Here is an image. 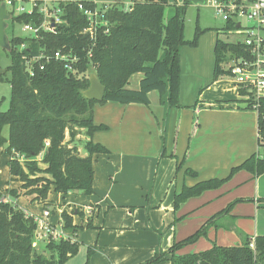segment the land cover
I'll return each instance as SVG.
<instances>
[{"label":"trees","instance_id":"1","mask_svg":"<svg viewBox=\"0 0 264 264\" xmlns=\"http://www.w3.org/2000/svg\"><path fill=\"white\" fill-rule=\"evenodd\" d=\"M95 1L112 5L105 10L103 18L106 26L99 27L94 41L80 34L88 25L78 9V5L82 4L84 8L93 10L96 7L93 0L60 2L63 23L54 34L41 33L37 39L12 34L9 40L11 65L6 72L10 73V98L8 109L0 111V148L8 158L9 175L21 182V188L27 194L35 195L37 200H45L50 190L59 195L89 196L93 193L92 156L109 153L100 144L91 141L95 132L107 129L93 123L95 105L111 102L148 106V94L157 91L168 108H179L180 49L184 46L197 47L204 33L196 26L193 39L184 40L186 3L177 5L169 3V0H129V6L125 7V0ZM30 22H39L36 11L31 15H12L11 18L12 24ZM229 29L232 25L225 24L224 30ZM21 44H26L27 48L19 52ZM57 51L71 53L78 58L74 74L68 73L61 62L51 59L43 70L36 69L33 77L27 75L21 54L42 52L53 56ZM228 52L239 55L241 49L217 39L213 50V82L227 75L222 64L227 60ZM91 72L104 87L100 102L87 100L81 94L89 88ZM137 73L142 74L138 90L126 89L130 77ZM4 127H7V136L3 135ZM76 129L83 130L88 138L83 145L84 157L79 156L75 146L69 147L65 143L66 132L71 131L69 135L73 138ZM195 129L196 124L193 125L192 135ZM263 141L264 101L257 117L258 154H252L232 168L224 179L207 180L182 188L174 197V208L206 190L219 187L239 171L255 176L264 174ZM184 160L176 165V171L182 168ZM185 174L196 176L188 169ZM10 194L13 198L17 197L16 191ZM231 205L213 215L188 237L174 242L166 252L156 254L143 264H158L166 256L169 264H264V236L249 238L241 232H238L242 240L240 246L213 245L202 252L176 253L205 237L207 229L217 218L228 214ZM60 217L69 235L76 238L82 232V227L73 225L70 214L63 211ZM86 228H91L90 221ZM34 229L33 219L26 217L15 204L2 202L0 195V264H65L77 254V240L49 244L47 248L53 253L49 258L37 254L31 246ZM251 243L253 249L249 247ZM91 254L88 249L85 264H89Z\"/></svg>","mask_w":264,"mask_h":264},{"label":"crops","instance_id":"2","mask_svg":"<svg viewBox=\"0 0 264 264\" xmlns=\"http://www.w3.org/2000/svg\"><path fill=\"white\" fill-rule=\"evenodd\" d=\"M211 34L201 35L195 48L180 49L179 108H168L157 91L148 94V106L110 102L93 107V123L107 129L95 132L91 141L109 153L92 156L91 195H59L50 190L45 200H37L6 166L0 178L1 197L34 214L49 204L51 223L63 211L70 214L73 225L83 228L76 236L83 254L78 264H85L88 249L89 264H143L231 204L229 213L217 218L205 237L176 253L202 252L213 245L240 246L238 232L249 238L264 236V174L239 171L219 187L174 208V197L182 188L224 179L232 168L258 154L257 115L244 108L243 98L228 79L212 81L218 35ZM186 52L189 63L182 58ZM202 65L204 75L199 72ZM132 79L134 86L129 87ZM141 79V73L132 75L126 89L138 90ZM187 169L196 176L186 175ZM11 191L18 197L13 198ZM167 258L158 264H169Z\"/></svg>","mask_w":264,"mask_h":264},{"label":"built area","instance_id":"3","mask_svg":"<svg viewBox=\"0 0 264 264\" xmlns=\"http://www.w3.org/2000/svg\"><path fill=\"white\" fill-rule=\"evenodd\" d=\"M0 2L5 4L6 11L8 14L10 13L11 18L12 15H31L34 11L39 14L38 23L17 24L25 37L37 39L41 33L54 34L58 26L63 23L62 11L58 2L29 0L27 2L30 6L29 10L23 6L22 0H0ZM208 3L224 25L228 23L232 25V29L224 32L231 38L224 42L241 49L239 55L227 53V60L222 64L223 69L227 72L224 78H227L237 89L243 98L244 108L254 112L258 117L259 110L262 109V101H264V0H208ZM93 4L96 5L93 10L84 8L82 4L78 5V9L85 16L88 25L80 34L87 35L91 41H94L99 27L106 26L103 18L104 12L112 5V3L95 0H93ZM26 48V44H21L18 51L22 52ZM88 56H90V50ZM51 59L61 62L68 73H75L74 65L78 62V58L71 53L57 51L53 56L42 52L33 55L31 53L21 54L24 70L29 77L34 76L36 69L43 70L45 64L49 63ZM1 201L6 202L5 200ZM23 212L35 223L32 235L33 248L46 247L61 241H76L74 236L64 230L61 217L55 223L50 222L51 212L49 209L43 210L39 216ZM249 247L253 249V244L251 243Z\"/></svg>","mask_w":264,"mask_h":264},{"label":"rangeland","instance_id":"4","mask_svg":"<svg viewBox=\"0 0 264 264\" xmlns=\"http://www.w3.org/2000/svg\"><path fill=\"white\" fill-rule=\"evenodd\" d=\"M23 1V6L29 10L30 6L27 4L29 0H22ZM46 1V0H45ZM49 1H54V2H64V1H74V0H47ZM129 0H125L123 3L125 4V7H128L129 5ZM179 5H183L186 3V9H185V14L183 17V36L185 41H191L194 36L195 28L198 26L204 33L202 35L206 36L205 34L207 33H212L210 36H213V38L218 35V39H221L222 41L229 40L231 38L230 35H227V33H224V23L223 21L218 18L213 9L209 6L208 0H177ZM193 2V3H192ZM53 3V2H51ZM169 3H176V0H169ZM1 4V2H0ZM54 5V4H53ZM50 6V4H48ZM10 14V13H9ZM167 10L165 13V18H167ZM11 17V15H10ZM6 35L8 37V41L11 39L14 34L15 36H25V34L21 31V28L17 23H11V19L7 21V27H6ZM205 38V37H204ZM189 49V48H188ZM185 58L186 61L189 63L190 62V57L189 54L186 52L182 56V58ZM202 57V54H201ZM202 62L206 61V55L202 58ZM11 61L8 56V51L3 50L0 48V69L6 70L10 67ZM210 69V67H209ZM199 72L204 75L206 74V66L202 65L199 68ZM10 79V73L6 72L2 74V78H0V111L4 112L8 109V104H9V98H10V86H9V81ZM227 79V78H226ZM135 79H132L131 84L129 87L134 86L133 82ZM70 132L67 131L65 134V143L69 145V147L75 146L78 150L79 156L85 153L83 150V145L87 141L85 136H84V131L76 129V134L75 137L71 138L70 137ZM3 135L7 136V127L3 128ZM86 154V153H85ZM7 156L3 153V150L0 148V178H3V172L6 170L7 166ZM39 160V159H38ZM41 168H43V165H40ZM18 197V194H17ZM16 197V198H17ZM3 196L1 197V200H5ZM8 202L7 200H5ZM17 206V205H16ZM45 208L43 210L49 209L47 206H50L49 204H44ZM18 207V206H17ZM19 209L23 210V208L18 207ZM25 211V210H23ZM53 211V210H52ZM27 212V211H26ZM51 212V209H50ZM29 214L39 216L40 214H34L31 212H28ZM52 213V212H51ZM32 246V243H31ZM33 248V247H32ZM34 251L37 252V254H40L41 256L45 258H49L53 253H51L47 246H40L39 248H33ZM82 249H79L77 254L75 255L76 259L72 261L70 264H78L82 258V255H80Z\"/></svg>","mask_w":264,"mask_h":264},{"label":"water","instance_id":"5","mask_svg":"<svg viewBox=\"0 0 264 264\" xmlns=\"http://www.w3.org/2000/svg\"><path fill=\"white\" fill-rule=\"evenodd\" d=\"M11 19L10 14L7 13L4 3L0 4V48L5 51L10 50L8 37L6 35L7 21ZM5 71L0 69V74H4ZM104 87L97 79L95 73L89 74V88L83 91L82 97L87 100H94L100 102L103 99Z\"/></svg>","mask_w":264,"mask_h":264}]
</instances>
